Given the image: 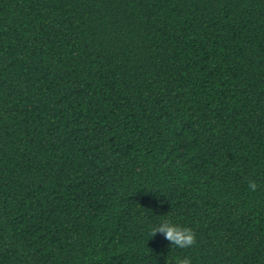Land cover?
<instances>
[{"label": "trees", "instance_id": "trees-1", "mask_svg": "<svg viewBox=\"0 0 264 264\" xmlns=\"http://www.w3.org/2000/svg\"><path fill=\"white\" fill-rule=\"evenodd\" d=\"M185 256L264 264V0H0V264Z\"/></svg>", "mask_w": 264, "mask_h": 264}, {"label": "clouds", "instance_id": "clouds-1", "mask_svg": "<svg viewBox=\"0 0 264 264\" xmlns=\"http://www.w3.org/2000/svg\"><path fill=\"white\" fill-rule=\"evenodd\" d=\"M258 186L255 180L250 179L247 183V187L251 192H255ZM157 233L163 234L165 239L176 248H190L196 243L195 232L190 227L175 224L168 220L163 221L152 229V236ZM174 264H192V261L190 257H178L175 259Z\"/></svg>", "mask_w": 264, "mask_h": 264}]
</instances>
